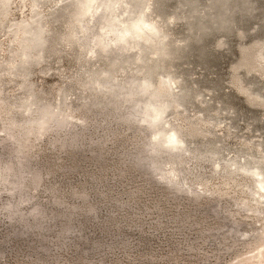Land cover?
<instances>
[{
    "label": "rangeland",
    "instance_id": "rangeland-1",
    "mask_svg": "<svg viewBox=\"0 0 264 264\" xmlns=\"http://www.w3.org/2000/svg\"><path fill=\"white\" fill-rule=\"evenodd\" d=\"M140 12L162 41L118 36ZM151 101L181 147L152 140ZM254 165L264 0H0V264H248Z\"/></svg>",
    "mask_w": 264,
    "mask_h": 264
},
{
    "label": "bare ground",
    "instance_id": "bare-ground-1",
    "mask_svg": "<svg viewBox=\"0 0 264 264\" xmlns=\"http://www.w3.org/2000/svg\"><path fill=\"white\" fill-rule=\"evenodd\" d=\"M90 1H93V0H90ZM124 14H125V12H124ZM118 17L114 16V17L109 19V31H115L116 26L119 24V22H116V21L121 20L120 18L118 19ZM118 36L120 38H125V39L128 38L129 39L128 42H129V45L131 47H137L139 44L138 43L139 41H144V42H149L151 44H156L159 41H162V39L164 37L163 35L160 34L157 26L152 24L151 22H149L145 18L144 14L142 12L138 13L132 20L127 21L124 24V26L120 29ZM164 82H165V84L160 87L161 90L159 92L158 91H156V92L151 91L152 82L150 81V79L148 77L144 78L141 81L140 86H141V89L144 93H149L152 97H155L159 93H162V94H166V95H172L173 100L176 101L177 96L175 97L170 92L171 87H172L173 78L167 77L164 79ZM245 89H243V91ZM167 108H168V103H155L153 101L149 102L147 105V121L155 127V131L152 135V140L155 142L160 141L164 144V146L168 147L169 149L175 150L178 147L182 146L183 141L180 138V129H178V128L177 129H171L169 131H164V129H163V124L165 123L164 116H165ZM147 121H146V123H147ZM235 167H236V164L232 163L231 168H235ZM240 168L243 169V167H241V166H240ZM246 171L251 176V178H253L255 180V186L258 188L259 193H261L260 196H256L255 195L256 193L253 195L254 196L253 199L256 201V203L260 204V203H262V200L264 198V193H262V192H264V170L259 165H254L251 168L247 169ZM174 177H177V176H174ZM242 205H244V204H242ZM256 205L257 204H255V206ZM253 206H251V207H253ZM263 206H264V204H263ZM260 208H261V206H260ZM257 209H258V207H257ZM258 211H260V210H258ZM257 240H259V243L256 247L255 252L246 259L248 264H259V263L264 264V219H263L261 231L258 235Z\"/></svg>",
    "mask_w": 264,
    "mask_h": 264
},
{
    "label": "trees",
    "instance_id": "trees-1",
    "mask_svg": "<svg viewBox=\"0 0 264 264\" xmlns=\"http://www.w3.org/2000/svg\"><path fill=\"white\" fill-rule=\"evenodd\" d=\"M82 88V87H81ZM80 88V89H81ZM98 105V104H97ZM55 117H56V112L53 114V116L50 119V122L48 123V125L52 124L55 121ZM64 123L67 122L66 120L63 121ZM74 140L73 143H70L74 146H82L84 144H87L88 141H86L84 138H82V136L80 134H75L74 135Z\"/></svg>",
    "mask_w": 264,
    "mask_h": 264
}]
</instances>
